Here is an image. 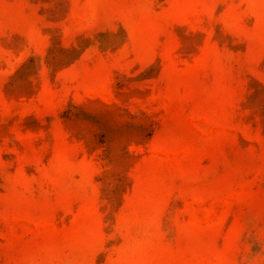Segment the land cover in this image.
Here are the masks:
<instances>
[{"label":"rangeland","instance_id":"rangeland-1","mask_svg":"<svg viewBox=\"0 0 264 264\" xmlns=\"http://www.w3.org/2000/svg\"><path fill=\"white\" fill-rule=\"evenodd\" d=\"M0 264H264V0H0Z\"/></svg>","mask_w":264,"mask_h":264}]
</instances>
